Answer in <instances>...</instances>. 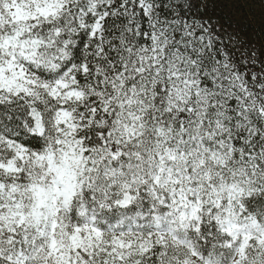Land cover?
Here are the masks:
<instances>
[{"label":"snow or ice","instance_id":"1","mask_svg":"<svg viewBox=\"0 0 264 264\" xmlns=\"http://www.w3.org/2000/svg\"><path fill=\"white\" fill-rule=\"evenodd\" d=\"M0 264H264V0H0Z\"/></svg>","mask_w":264,"mask_h":264}]
</instances>
